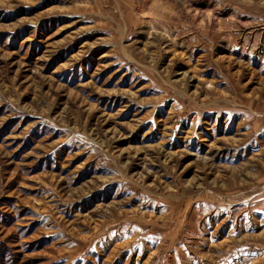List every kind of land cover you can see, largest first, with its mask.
Wrapping results in <instances>:
<instances>
[{
    "label": "rangeland",
    "instance_id": "1",
    "mask_svg": "<svg viewBox=\"0 0 264 264\" xmlns=\"http://www.w3.org/2000/svg\"><path fill=\"white\" fill-rule=\"evenodd\" d=\"M0 264H264V0H0Z\"/></svg>",
    "mask_w": 264,
    "mask_h": 264
}]
</instances>
